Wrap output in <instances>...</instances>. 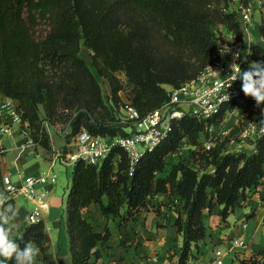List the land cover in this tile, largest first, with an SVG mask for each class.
Listing matches in <instances>:
<instances>
[{
    "label": "trees",
    "instance_id": "16d2710c",
    "mask_svg": "<svg viewBox=\"0 0 264 264\" xmlns=\"http://www.w3.org/2000/svg\"><path fill=\"white\" fill-rule=\"evenodd\" d=\"M211 1L0 0V95L18 102L31 139L46 149L50 142L45 124L55 123L56 117L69 125L70 133L84 128L103 137L127 135L134 124L120 113L126 102L142 118L167 99L164 84L179 86L220 59L215 24L242 34L236 13L211 7ZM224 4L227 8L228 0ZM39 19L47 29L35 35ZM160 33L162 37H156ZM171 36L181 39L195 64L173 47L163 49L171 46ZM81 45L90 50L95 73L79 55ZM251 50L253 61L264 60V44L252 43ZM98 77L109 83L107 99ZM235 103L251 112L255 101L242 92L230 107ZM222 115L207 123H216ZM170 123L167 136L138 158L131 174L129 157L118 146L100 164L74 162L65 208L70 264H101L98 244L108 240L111 231L108 226L95 230L83 215L93 203L122 223L136 218L156 193L175 195L180 205L174 223L183 234L177 264H193L192 248L198 250L206 233L204 210L218 204L224 219L264 186V123L250 140L251 150L237 152L227 150L229 138L218 135L205 148L201 137L211 134L205 121L185 114ZM183 144L190 148L187 159L168 164V156ZM1 178L0 169V184ZM13 238L21 247L34 242L45 264H57L42 219L26 223ZM240 262L264 264V259L251 255Z\"/></svg>",
    "mask_w": 264,
    "mask_h": 264
},
{
    "label": "crops",
    "instance_id": "0c3cea01",
    "mask_svg": "<svg viewBox=\"0 0 264 264\" xmlns=\"http://www.w3.org/2000/svg\"><path fill=\"white\" fill-rule=\"evenodd\" d=\"M23 140L16 136L5 141L8 149L0 158L2 175L8 174L15 180L25 173L54 169L58 162L55 156L45 158L40 152L29 148L19 154V145ZM168 167L159 175L164 176ZM73 170L74 163L70 180ZM0 191L5 192L2 184ZM11 198L19 213L17 227L12 232L14 237L22 231L34 202L21 195H12ZM47 202L48 207L42 210L41 217L50 237V251L56 257L57 264H70L65 232L66 199L63 202L57 196L56 188L51 187ZM178 203L175 195L158 192L147 200V206L136 218L126 219L122 223L119 217L102 214L99 204L93 203L84 209L83 215L95 230L101 231L108 226L111 231L109 239L98 244L101 264H177L183 241V234L177 231L174 223ZM153 208L160 211L154 212ZM219 209L220 205L215 204L210 211L206 208L202 214L206 233L198 250L194 246L192 248L195 255L193 264H217L218 260H221V264H241V259L251 255L257 258L264 256V186L237 205L226 218L221 217ZM235 238L243 239L245 246H232V239ZM34 264H45L40 253Z\"/></svg>",
    "mask_w": 264,
    "mask_h": 264
},
{
    "label": "built area",
    "instance_id": "2783aa9c",
    "mask_svg": "<svg viewBox=\"0 0 264 264\" xmlns=\"http://www.w3.org/2000/svg\"><path fill=\"white\" fill-rule=\"evenodd\" d=\"M237 19L240 23L242 34L239 36L233 30L226 29L225 39L219 40L217 38V50L220 54V49L227 45L232 52H240L241 60L246 56L247 62L242 63L241 60H237V63H240L242 70H247L249 63L253 61L251 56L253 35L251 36L250 33V28H253V20L250 4L241 7ZM259 26L262 28V32L258 33V37L264 40V18L260 19ZM231 62V53L224 56L220 54V59L207 64L195 77L183 82L181 85L173 86L167 84V87H165L167 99L142 118H140L137 109L126 102L121 109L124 111L125 118L131 119L134 124L129 134L103 137L92 134L84 128L79 129L72 138L74 150L65 153L64 157L56 155L55 159L65 163H74L76 160L82 159L87 163L100 164L112 148L118 146L123 148L129 157V174H131V170L138 158L145 151L155 148L167 136L171 130V118H179L185 114L193 116L198 120L205 121L206 129L212 133L214 125L217 126L220 119L216 123L208 124L207 122L217 119L221 112L224 115L228 109L241 104L235 103L230 107L231 103L240 97L242 93L241 81L239 80L233 82L232 86L228 88L231 80L230 78L226 79V77L231 72L228 67ZM227 93L231 97L229 101L224 99ZM260 108L259 118L256 121L247 122L244 129H242L240 134L243 137H247L250 134L249 131L254 128H256V131L252 139L256 138L261 132V121L264 120V114H262L264 113V105H260ZM29 133L30 129L22 119L16 100L0 95V158L8 149L5 141L7 139L11 140L16 136L24 139L19 145V154L23 153L27 146L33 143ZM220 133H224V131L222 130ZM203 144L205 148H209L212 144L211 137L209 136L204 140ZM56 182V173L51 168L44 171L25 173L19 175L15 180L8 174H3L1 178V184L7 196L21 195L34 202L33 209L26 216V223H34L42 219V210L48 207L47 197L49 190ZM245 243L243 239L235 238L232 239L231 245L235 247L245 246ZM221 263V260L217 261V264Z\"/></svg>",
    "mask_w": 264,
    "mask_h": 264
},
{
    "label": "rangeland",
    "instance_id": "374dc122",
    "mask_svg": "<svg viewBox=\"0 0 264 264\" xmlns=\"http://www.w3.org/2000/svg\"><path fill=\"white\" fill-rule=\"evenodd\" d=\"M248 4H250L251 9H252L253 28L252 27L250 28L251 30L250 33H251V36L253 35L252 36L253 43L264 44V40L258 37L259 35L258 33L262 32V28H260L259 26V21L261 18H264V0H228L227 8L225 7L224 0H219L217 2L214 0L209 3L211 7L222 8V9L225 8L226 11L235 12L237 16H238V12L241 10V7H244L245 5L247 6ZM39 21L40 23L35 28L36 29L35 35L44 34L45 30L47 29L44 21L42 19H39ZM213 28H214L216 37L219 40H224L226 36V29L228 28L224 24H219V23L215 24ZM156 37H162L161 33L157 34ZM175 38L176 36H171L170 37L171 46L164 47L163 49L173 47L172 48L173 51L179 54L181 58H183V60L189 61L195 64L196 63L195 59L192 56L189 49H187V47L183 45V42L181 41L180 38H177V39ZM166 43L167 42H164L163 44H166ZM79 55L85 59L86 63L88 64L92 72L95 73V69L91 65L90 50L85 48L83 45H81ZM119 76L123 81H125V75L123 73H120ZM98 81H99L104 99H107L109 96V92H110L109 83L108 81H106L105 79L101 77H98ZM164 87H167V84H164ZM121 95L124 98V95L122 92H121ZM250 109H252L251 112L246 111L242 104L235 106L232 109H228L224 113L223 117L218 121V125L217 126L214 125V128H213L214 130L210 134V137H215L216 135H218V137H221V138H229V140L225 144L226 149L229 151L237 152L240 150H250L252 147V145L250 144V140L254 136L256 128L251 129V131H249L250 134L247 137H243L240 133L242 129H244V127L246 126L247 122L256 121L257 118H259L261 108L260 106L257 107L256 104H254L251 106ZM120 113L123 117H125L124 111L122 109L120 110ZM59 118L56 117L55 123L53 124H45L46 130L49 134V142H50L49 149H46L42 147L41 145L36 144L34 142L31 143L29 146H27V149L29 148V150L31 149V150L40 152V154L43 155L45 158H52L56 155H58V157H64L65 153L73 151L74 145H73L72 138H73L74 133H70L69 125L65 121L62 120V117H61V120H59ZM222 130L224 131V133H220ZM201 139L204 141L207 138L202 136ZM188 149H190L189 145L183 144L177 153L168 156V160H169L168 164L172 162H176L182 158L187 159ZM188 162H190V164H193V162L191 161H188ZM72 165L73 163H67V164L61 163L59 162V159H58V162L55 163V166L53 169L57 176V182L52 187L56 188V194L60 199L61 198L63 199V202H65V199H66V193L68 190L67 186L70 182ZM152 210H154V212L156 211L155 208H153ZM159 211L160 209L156 212H159ZM261 258H264V256H259V259Z\"/></svg>",
    "mask_w": 264,
    "mask_h": 264
},
{
    "label": "clouds",
    "instance_id": "9594fccd",
    "mask_svg": "<svg viewBox=\"0 0 264 264\" xmlns=\"http://www.w3.org/2000/svg\"><path fill=\"white\" fill-rule=\"evenodd\" d=\"M229 53L232 54V62L228 65L231 72L226 77L231 80L228 88L232 86L233 82L239 80L241 81V91L245 97H251L257 107L264 105V60L252 61L247 70H242L240 63H237V60H241L240 52H232L227 45L220 49L222 56ZM241 62H247L246 56ZM224 99L229 101L231 97L227 93ZM18 215L16 206L8 200L4 191H0V264H7L10 260H14V264H34L39 255L40 249L31 241L21 247L13 238L12 232L17 227Z\"/></svg>",
    "mask_w": 264,
    "mask_h": 264
}]
</instances>
